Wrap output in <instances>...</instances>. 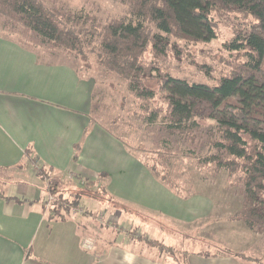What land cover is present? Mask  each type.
Returning <instances> with one entry per match:
<instances>
[{
	"label": "crops",
	"instance_id": "1",
	"mask_svg": "<svg viewBox=\"0 0 264 264\" xmlns=\"http://www.w3.org/2000/svg\"><path fill=\"white\" fill-rule=\"evenodd\" d=\"M92 88L93 82L71 62L40 60L34 51L0 34V171L8 177L0 181V264H264L254 252L261 244L258 234L243 221L212 224L241 208L240 196L229 192L225 179L200 185L198 196H185L152 171L159 185L147 186L138 178L122 181L123 166L90 170L83 165L88 151L98 157L95 139L117 150L116 155L123 153L122 159L130 156L119 139L106 137L111 134L94 122ZM29 147L58 176L76 175L109 186L107 191L123 209L103 207L104 223L96 215L102 206L94 201L86 206L90 213L53 216L43 207L45 196H30V186L39 193L44 184L28 164ZM142 168L135 170L144 174ZM14 169L23 178L6 173Z\"/></svg>",
	"mask_w": 264,
	"mask_h": 264
},
{
	"label": "trees",
	"instance_id": "2",
	"mask_svg": "<svg viewBox=\"0 0 264 264\" xmlns=\"http://www.w3.org/2000/svg\"><path fill=\"white\" fill-rule=\"evenodd\" d=\"M117 1L124 13L112 20L63 7L47 8L41 0H0V16L6 17L2 23L5 21L7 29L20 28L23 39L7 36L37 53L40 60L46 57L41 49L46 47L52 56L58 50L78 57L94 53L108 72L126 79L129 92L145 111L140 119L150 123L162 114L169 119L168 132L180 134L193 147L205 141L207 152L193 158L213 175L227 170L229 187L244 198L243 208L231 219H243L254 230L264 231V0ZM228 14L238 19L233 37L227 41L233 62L229 72L213 82H202L175 75L163 66L161 59L169 52L177 57L183 53L173 39L210 42L218 37L221 15ZM149 52L152 61L145 63L143 58ZM153 72L158 89L148 84ZM158 94L167 105L150 109ZM210 119L216 121L215 128L200 136L203 121ZM25 152L28 164L39 163L37 174L47 183L46 192L57 197L48 210L53 216L90 213V207L83 205L85 198L102 207L122 209V203L94 180L75 185L69 199L55 168L41 165L32 148ZM166 153L162 151L159 157ZM77 159L78 153L74 155ZM149 167L156 177L166 180L161 170ZM211 174L204 178L212 181ZM232 253L249 259L243 253Z\"/></svg>",
	"mask_w": 264,
	"mask_h": 264
},
{
	"label": "rangeland",
	"instance_id": "3",
	"mask_svg": "<svg viewBox=\"0 0 264 264\" xmlns=\"http://www.w3.org/2000/svg\"><path fill=\"white\" fill-rule=\"evenodd\" d=\"M41 1L47 8L63 7L77 11L79 14L91 13L101 19L103 18L104 20H112L124 13L123 5L117 0ZM4 18L6 17L0 16V34L5 37L10 35L14 38L22 40L23 34L19 32L20 28L7 29L5 21L2 23ZM133 19L137 22L139 21L137 17H134ZM236 22H238V19H235V15L233 14L221 15L218 27V37L210 42H188L173 39V44L175 43L180 45L179 47L183 53L180 57H177L174 52H169L165 58L161 59L163 66L169 67L173 74L185 77L189 80L202 82L215 81L216 78L229 72L232 68L233 62L230 50H228L227 41L233 37ZM242 29H245V27L243 26ZM41 49L46 54L43 61H69L81 71V75L84 78H88L93 82V93L91 99L92 117L94 122H97V124L101 127H105L111 134V136L106 137L109 139L113 138L114 141L119 139L122 147L130 153L129 157L124 154V159H122L123 153L116 155L117 150L107 148L101 143V141L95 139L93 147L96 148L98 157L94 156L93 151H88L86 153V157L82 160L83 165L86 168L90 170H99L102 167L106 166L107 168L111 166L110 168L115 167L118 169V166H123L122 168H124L126 172L122 177V181L128 178L129 182H131L135 178H138L140 182H142L141 184H150V186L159 185L156 183H161L163 181L171 189L176 192L178 191L180 194L185 196H198V193H200V190H202L203 187L200 185L210 186L217 183L221 184L220 181L225 179V186L229 192L240 196L239 200L242 203H240L241 208L229 215L227 214L219 217L222 221H214L212 224L241 220L239 218L231 219V217L235 216L243 208L244 198L242 194L236 193L233 188L229 187V172L227 170H221L217 174L213 175L210 170L200 168L195 158H193V156L204 155L207 152L208 145L205 141H203V143H201L198 147H193L192 143L186 139L184 140L180 134L168 132L166 124L169 123V119L164 117L162 114H160L154 122L150 123L140 119V116H142L145 111H143L142 107L139 106L141 101L136 99L135 96L129 92L126 79L118 74L108 72L98 63L94 53L92 54L91 52H87L85 55L78 57L73 54L67 55L63 51L58 50L55 51V56H52L48 47ZM143 61L145 63H150V61H152V54L150 52L147 53L143 58ZM153 75L154 78L149 79L148 84L152 86V88L158 89L159 86L156 79L157 74L153 72ZM152 102L153 103L151 104L150 109L163 106L165 107L167 105V101L160 96V94H158ZM215 126V120L210 119L203 121L200 136L204 137L205 131L209 128H215ZM93 127L90 128V131H93ZM89 137L91 136H88L87 138ZM162 151L167 152L164 158L159 157ZM134 158H136V161ZM30 164H32L31 168L33 167L38 169L39 167V163L30 162ZM150 165L151 167H155V169L161 170V173L166 175V180L159 177L158 178L161 179L159 181L161 182L154 180L156 177L150 174ZM140 166L145 167L146 170L142 168L144 170V174L142 172L137 173L135 170V168H140ZM21 172L22 171L19 169H16V171L14 169L13 171L6 173H15V177L23 178L20 174ZM132 172L133 175H131ZM206 173L211 174L214 177L212 181L204 178V174ZM4 174V170L0 171V181L4 180V178H8L4 177ZM105 176L106 174L104 173L103 177ZM114 176L116 177V174H114ZM79 178L80 177L76 175L62 176V179L64 180L62 188L65 189V195L69 197V199L72 197L70 194L75 185H87L85 183L86 180L83 179L82 181L79 180ZM36 180L41 181V179L38 178H36ZM122 181L117 184H120ZM99 184L104 187V184ZM45 185L47 187V183ZM45 185L43 188L39 186L42 189L39 193L37 189L32 190L30 186V196H33V194L45 196L44 203H47L46 206L49 210L55 200H57V197L53 195L54 198L50 200L49 197L52 194H48V192H46ZM108 188L110 189L109 186L106 187V189ZM111 194L112 193H110V195ZM146 196H149L148 193H146ZM113 198L117 199L115 197ZM150 199L152 200L153 198L150 197ZM93 201L94 200L92 199L89 200L88 198H85L83 205L86 208V206H88V202L89 205H91L90 202ZM123 206L124 205L122 204V209ZM105 211L106 210L103 207L98 210L99 213H104ZM83 213L87 214L86 212ZM79 214L81 213L79 212ZM241 221H243L253 232L258 234L261 244L258 243V245L255 246L256 251L254 252L256 254L260 253L259 257L264 259V231H256L251 228L245 220L242 219ZM146 241L151 245L157 246L159 249L169 250V248L164 246L161 242L152 239H146ZM220 250L227 251L229 249L222 247ZM240 253L245 254L241 251ZM206 255L210 256L211 254Z\"/></svg>",
	"mask_w": 264,
	"mask_h": 264
},
{
	"label": "built area",
	"instance_id": "4",
	"mask_svg": "<svg viewBox=\"0 0 264 264\" xmlns=\"http://www.w3.org/2000/svg\"><path fill=\"white\" fill-rule=\"evenodd\" d=\"M53 198H54L53 195H50L49 199L52 200ZM46 205H47V203H46ZM81 211L83 212V209H81ZM97 216L102 223L105 222V219H104L105 214L104 213H99V215L97 214Z\"/></svg>",
	"mask_w": 264,
	"mask_h": 264
}]
</instances>
